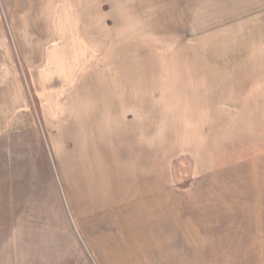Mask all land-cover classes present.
Instances as JSON below:
<instances>
[{
  "label": "rangeland",
  "instance_id": "374dc122",
  "mask_svg": "<svg viewBox=\"0 0 264 264\" xmlns=\"http://www.w3.org/2000/svg\"><path fill=\"white\" fill-rule=\"evenodd\" d=\"M11 98L0 264H264V0H0Z\"/></svg>",
  "mask_w": 264,
  "mask_h": 264
},
{
  "label": "crops",
  "instance_id": "0c3cea01",
  "mask_svg": "<svg viewBox=\"0 0 264 264\" xmlns=\"http://www.w3.org/2000/svg\"><path fill=\"white\" fill-rule=\"evenodd\" d=\"M10 101L11 102L8 103L9 109H7V107H4V109H2V107H1V106H3L2 103L4 102L6 104L7 99H3V101H2V99H0V134L2 132H5V128H7L6 130H12L13 127L15 128V126H13V125L12 126L7 125L5 123V120H4V122L1 121V120H3L2 118H4L5 114H7V113L13 114L15 111L14 107H16V105H15L14 99L11 98ZM13 103H14V106H13ZM6 106H8V105L6 104ZM101 162L102 163L100 165L96 164V162H95L96 170L101 171V173L98 174L99 175L98 184H100L101 187L110 186L113 188V186H114L113 180L115 178V175L113 174V172H110L109 167L105 162H103V161H101ZM101 199L103 201L107 200V199H105V197L101 198ZM143 210H144L143 204L139 202L138 203V211L136 212V215H135V220L133 219L134 216L133 215L131 216L127 211H126V213L124 211H120V210H117L115 212L114 209H112L110 211V216H116L117 220L119 221V223L121 225L120 226V232H121V234H123L125 236V239L128 242L129 250H132L133 248H130L131 247L130 241L127 238H129L131 234L143 235L145 233L144 232L145 229L142 227H139V225H143L142 220L146 218L144 216L141 217L139 215V212H143ZM243 218H244V216H243ZM133 221H135V222H133ZM184 221L185 222L187 221V224H190L192 226V227H190L191 231L197 232L196 229H198V228L196 226L200 225V224L196 221V219L194 217L190 216V217L184 218ZM148 227H150L147 230V232L149 234V232H151L154 225H149ZM154 231L156 232L155 234H157L158 237L156 236V239H153V240H157V241H166L167 240L165 235L162 236L163 233L161 231V228L158 227V228L154 229ZM192 234H196V233H192ZM142 238H144V237H142ZM169 247H173V245L170 244ZM157 249L158 250L156 252L155 251L151 252L148 250L146 251L145 249H142L141 251H143V252L138 253L139 249H138V247H136L135 250H137V251L135 253H132V254L129 253L128 256H133L135 258H138L139 256H155L157 254L158 262H155L154 260H149V263H148V261L142 260L140 262L141 264H177V263H179V259L177 258V254L174 251H172L173 248L168 249L167 247L162 245V247L158 246ZM249 255L250 256H253V255L256 256V253L255 252H249ZM132 264H139L138 259L133 260ZM181 264H186V263L181 261ZM207 264H214V262L211 260V261L207 262ZM222 264H225V263H222Z\"/></svg>",
  "mask_w": 264,
  "mask_h": 264
}]
</instances>
